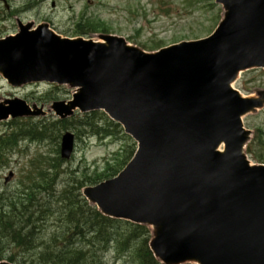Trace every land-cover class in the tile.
Returning <instances> with one entry per match:
<instances>
[{"label": "water", "instance_id": "obj_1", "mask_svg": "<svg viewBox=\"0 0 264 264\" xmlns=\"http://www.w3.org/2000/svg\"><path fill=\"white\" fill-rule=\"evenodd\" d=\"M217 2L224 18L211 36L156 52L118 36L62 38L48 24L0 40V73L12 85H69L72 100L54 102L57 115L103 109L138 141L125 170L84 195L108 216L151 227L164 264H264V165L247 159L242 120L264 106V90L245 97L232 86L264 68V0ZM34 108L7 99L0 120ZM73 148L68 132L62 157Z\"/></svg>", "mask_w": 264, "mask_h": 264}, {"label": "rangeland", "instance_id": "obj_2", "mask_svg": "<svg viewBox=\"0 0 264 264\" xmlns=\"http://www.w3.org/2000/svg\"><path fill=\"white\" fill-rule=\"evenodd\" d=\"M37 2L31 8L28 5ZM12 12L5 6L0 7V38L16 33L18 30L17 18L23 22L34 21L35 23L49 22L51 26L62 35L67 37L79 36L77 23L94 21L97 25L92 29L90 36L97 38L99 34L112 33L124 36L132 44L138 45L148 51H155L184 40H194L207 37L212 28L217 26L222 17V7L214 0H8ZM27 9V10H25ZM82 33L88 32L87 27L80 28ZM235 87L244 95L251 96L260 89H264V71L250 70L241 74ZM50 89L47 84L30 85L21 88L9 86L0 77V97L18 96L27 100L29 104L44 105L45 109L50 105L43 102L41 96ZM63 95L59 99H68L69 90L62 88ZM48 121L55 118L48 116ZM106 118V117H105ZM102 120V124L116 136L110 139H101L98 136H86L77 141L76 153L72 161L64 162L59 182V189L63 188L68 180L79 176L82 170L87 171L90 166L95 171L99 164L101 169L105 166V160L110 159L114 153L129 146H135L134 141L120 132V128L112 125L108 118ZM30 121V120H22ZM33 123L39 122L34 118ZM245 126L253 131L264 130V109L248 114L244 117ZM10 124L0 123V133L9 132ZM131 139V141H130ZM50 141L30 142L23 140L20 146L10 157L9 166L0 173V191L17 192L23 191V187L30 184L27 174H35L31 170L32 159H37L39 153L54 157L56 146ZM260 156L264 155V146H256ZM254 163L257 161L250 156ZM39 166V162L36 163ZM10 171L14 172L12 181L5 185L4 178ZM47 227L36 231V235L48 240L53 232H60L56 218L52 217ZM18 260L25 257L19 251H15ZM116 252L112 249L104 257L106 264H115ZM18 262V261H17ZM19 263V262H18ZM121 263V262H120Z\"/></svg>", "mask_w": 264, "mask_h": 264}, {"label": "trees", "instance_id": "obj_3", "mask_svg": "<svg viewBox=\"0 0 264 264\" xmlns=\"http://www.w3.org/2000/svg\"><path fill=\"white\" fill-rule=\"evenodd\" d=\"M57 90L47 92L43 99L56 98ZM105 117L101 112H93L80 120L74 117L70 122H30L20 124V133L0 137V172L9 164L8 154L18 145L20 135L40 142L48 140L56 146L54 157L39 153L37 159L31 160V170L36 173L27 174L30 184L23 187L22 192L0 191V260L7 257L20 264H105L102 255L113 248L119 255H128L132 264H160L149 249L147 227L103 216L88 204L80 191L85 183L115 175L132 152L119 154L102 173L84 170L63 184L62 189L58 188L64 173L63 161L58 156L62 130L72 126L78 135L84 133V127L92 134L108 132L102 124ZM258 138L260 142L263 136L258 135ZM249 151L254 152L253 145ZM52 217L56 218L54 224L60 232H53L48 240H44V236L38 238L36 230L40 232L47 227ZM15 251L25 257L18 260Z\"/></svg>", "mask_w": 264, "mask_h": 264}]
</instances>
